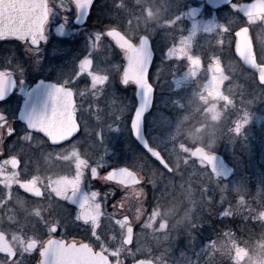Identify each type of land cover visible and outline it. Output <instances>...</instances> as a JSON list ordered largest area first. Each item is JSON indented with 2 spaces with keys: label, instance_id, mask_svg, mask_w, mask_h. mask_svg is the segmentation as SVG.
Returning a JSON list of instances; mask_svg holds the SVG:
<instances>
[{
  "label": "rangeland",
  "instance_id": "1",
  "mask_svg": "<svg viewBox=\"0 0 264 264\" xmlns=\"http://www.w3.org/2000/svg\"><path fill=\"white\" fill-rule=\"evenodd\" d=\"M134 1L125 10V29L132 38L148 35L156 54L150 72L155 103L145 118V130L171 163L173 174L158 169L131 137L135 86L122 84L123 53L108 45L104 32L76 28L73 18L51 3V32L40 47L0 41V62H28L30 76L44 62H57L55 75L66 74L65 80L77 90L83 131L57 151L69 171L74 170L71 178L61 175L57 195L64 198L74 187L89 191L96 219L104 218L102 204L113 203L109 225L119 230L110 235L116 247L126 224L139 227L132 256H152L153 244L156 264H247L248 254L264 253V86L231 56L230 28L218 29L213 14L189 21L180 14L153 20ZM261 21L239 14L236 20L238 27ZM173 29L179 33L174 37ZM257 49L263 61L259 63L264 64V44ZM88 56L95 62L91 70H84L81 62ZM216 62L224 66L221 73L213 71ZM197 125H207L198 141L184 132ZM212 139L214 145L208 143ZM197 145L223 155L233 166V175L223 180L203 161L192 160L190 153ZM91 166L99 169L97 180H90ZM119 166L137 171L142 184L107 183L102 173ZM87 182L92 190L86 188ZM134 187L145 194L134 195ZM173 203L181 205V212L187 210V218L178 221L160 212ZM201 234L205 238L197 236ZM240 250H246L242 263L236 257ZM110 252L119 259L118 249Z\"/></svg>",
  "mask_w": 264,
  "mask_h": 264
},
{
  "label": "flooded vegetation",
  "instance_id": "2",
  "mask_svg": "<svg viewBox=\"0 0 264 264\" xmlns=\"http://www.w3.org/2000/svg\"><path fill=\"white\" fill-rule=\"evenodd\" d=\"M133 1L92 0L85 24L77 25L75 20L80 15L77 0H45L46 21L42 32L46 37L39 47L48 40L51 32L49 4L53 3L61 12L73 18L72 23L76 28H90L92 32H104L108 45L123 53V59L120 62L123 72L126 62L125 50L117 47L107 34L109 30H119L134 44L139 43L141 36H147L154 50L153 40L148 35L141 34L138 38H132L125 29L123 24L126 17L125 10L133 4ZM216 2L218 3L214 5L208 0H136L134 4L141 12L151 4L152 7L161 10V17L171 18L180 14L184 16L180 19L186 21L198 20L205 15L213 14L212 18L217 22L218 29H221V26L230 28L227 41L231 56L234 55L240 61L243 70L248 72L254 81L264 86L258 79V67L264 64L259 63L263 61L260 60L257 49L259 45L264 44V0H217ZM238 14L246 19L259 17L263 21L238 27L236 22ZM153 25H156L155 22ZM241 30L247 31L251 41L255 56V70L245 68L242 59L238 56V33ZM218 32L220 33V30ZM172 33L174 34L172 37L179 34L174 29ZM12 39L32 47L28 40L3 37L0 41ZM88 57L92 59V69L95 60L91 56ZM56 64L59 63L44 62L40 71L30 76L31 67L28 62H0V264H94L93 255L99 252L108 257V264H134L138 261H151L156 264L153 258L157 251L153 244L149 248L152 256L130 254L136 247L135 240L139 229L137 224L130 223L123 227V235L116 237L118 247L111 242V232H119L114 224L109 225L113 203L102 204L104 218L96 219V213L90 203L91 199L87 195L89 191L74 187L65 193L64 198L57 195L56 184L58 187L61 175L68 174L67 176L71 178L73 170L69 171L68 165L61 162V155L58 152L81 136L84 123L81 113L78 112L81 101L77 90L71 82L65 80L68 78L66 74L61 78L55 75ZM221 66L222 70L219 73L224 70V66L222 64ZM152 67L153 64L150 72ZM39 80L51 81L72 90L75 102L73 111L76 113L79 131L70 139L53 143L44 134L32 130L20 119L19 111L22 101L30 88ZM13 83L15 88L11 90ZM8 96H11L10 99L4 101V98ZM93 169L96 170L95 173ZM111 169L113 167L102 173L107 183L121 187L132 186L109 180L106 176ZM137 174L140 179L138 184H142L143 177L139 176L138 172ZM98 175L99 169L91 166L90 180H97ZM86 188L92 190L88 182ZM75 192L81 194L82 203L72 202V195ZM118 207L120 210L121 205ZM94 221H96V227ZM202 228L204 231L205 228ZM128 231H131L132 235L130 243L127 244L124 238ZM203 235L205 234L197 236L204 237ZM119 239H121L120 245ZM113 249H118L119 259L111 254L110 250ZM244 251L242 260L238 258L239 252L236 256L241 263L246 256V250ZM89 256L92 258L88 259ZM96 264H104V262L97 260Z\"/></svg>",
  "mask_w": 264,
  "mask_h": 264
},
{
  "label": "water",
  "instance_id": "3",
  "mask_svg": "<svg viewBox=\"0 0 264 264\" xmlns=\"http://www.w3.org/2000/svg\"><path fill=\"white\" fill-rule=\"evenodd\" d=\"M208 1L214 5L218 3L217 0ZM91 2L92 0L86 2L77 0L80 15L75 20V24H85ZM194 10L198 11V9ZM12 20H20L21 24L13 26ZM45 21V0H0V38L13 37L28 40L32 47H39L41 41L46 37L42 32ZM107 34L113 39L117 47L125 50L126 62L122 73V84L126 85L128 82H132L136 88V106L130 121L132 137L153 159L157 160L167 170L172 171L161 152L149 144L144 130L145 116L153 107L155 94V88L149 80V72L155 57L151 42L147 36H141L139 43L134 44L116 29L109 30ZM237 53L245 68L255 70V56L246 30H241L238 33ZM92 63V59L87 57L82 62V68L90 70ZM213 70L219 73L222 70L221 64L215 63ZM258 79L264 84V66L258 67ZM14 88L15 83H13L11 90ZM74 105L71 89L51 81L39 80L30 88L26 98L22 101L19 117L32 130L44 134L53 143H59L70 139L79 131L76 113L73 111ZM190 155L193 159L202 160L210 172L224 180L229 179L234 173L233 166L228 164L220 153L210 152L201 145L194 147ZM95 171L93 169L94 173ZM106 177L125 186L140 181L137 173L126 166L112 169ZM81 198V194L75 192L72 195V202L80 204L82 203ZM130 232L128 231L124 238L127 244L131 241L132 234ZM244 254V250L239 251V260L243 259ZM91 258L92 256L88 257V259ZM93 259L94 264L97 260L104 262V264L109 262L108 257L101 252L94 254ZM134 264L153 263L151 261H138Z\"/></svg>",
  "mask_w": 264,
  "mask_h": 264
},
{
  "label": "clouds",
  "instance_id": "4",
  "mask_svg": "<svg viewBox=\"0 0 264 264\" xmlns=\"http://www.w3.org/2000/svg\"><path fill=\"white\" fill-rule=\"evenodd\" d=\"M145 11L147 15L153 20L159 19L161 15V10L159 8L152 7L151 4L146 6ZM206 127L207 125H197L195 128H192L191 126H189L184 129V132L190 139H195L198 141L200 140L201 134ZM209 131L215 132V129H209ZM208 143L214 145L216 143V140L215 139L209 140ZM133 194L138 195V196H143L145 194L144 189L134 187ZM160 212L165 217H176L178 221H182L183 219L187 218V210H185L184 212H181L180 204H175V203L169 204L168 206L161 208ZM247 264H264V253L248 254Z\"/></svg>",
  "mask_w": 264,
  "mask_h": 264
},
{
  "label": "snow or ice",
  "instance_id": "5",
  "mask_svg": "<svg viewBox=\"0 0 264 264\" xmlns=\"http://www.w3.org/2000/svg\"><path fill=\"white\" fill-rule=\"evenodd\" d=\"M11 23L13 24V26H19L21 24V21L20 20H12ZM10 97L11 96L5 97L4 101H8L10 99Z\"/></svg>",
  "mask_w": 264,
  "mask_h": 264
},
{
  "label": "trees",
  "instance_id": "6",
  "mask_svg": "<svg viewBox=\"0 0 264 264\" xmlns=\"http://www.w3.org/2000/svg\"><path fill=\"white\" fill-rule=\"evenodd\" d=\"M167 160H168V159H167ZM168 162H169V160H168ZM153 164L156 165V167H158V169L163 170L162 167H161L157 162L153 161ZM169 164L171 165L170 162H169ZM173 169H174V168H173ZM173 172H174V170H173ZM250 228H251V227H250Z\"/></svg>",
  "mask_w": 264,
  "mask_h": 264
}]
</instances>
